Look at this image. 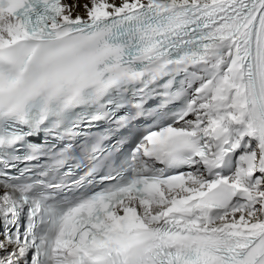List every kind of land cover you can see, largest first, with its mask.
Listing matches in <instances>:
<instances>
[{
    "label": "snow or ice",
    "instance_id": "snow-or-ice-1",
    "mask_svg": "<svg viewBox=\"0 0 264 264\" xmlns=\"http://www.w3.org/2000/svg\"><path fill=\"white\" fill-rule=\"evenodd\" d=\"M0 264H264V0H0Z\"/></svg>",
    "mask_w": 264,
    "mask_h": 264
}]
</instances>
